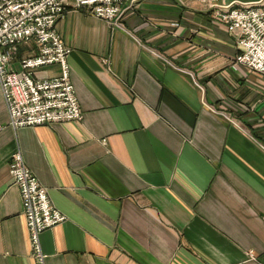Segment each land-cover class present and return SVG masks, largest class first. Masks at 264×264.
Here are the masks:
<instances>
[{"label":"crops","instance_id":"0c3cea01","mask_svg":"<svg viewBox=\"0 0 264 264\" xmlns=\"http://www.w3.org/2000/svg\"><path fill=\"white\" fill-rule=\"evenodd\" d=\"M122 11L120 27L85 9L55 24L80 121L15 129L0 89V264H36L16 152L66 217L41 234L46 264H264V76L195 0Z\"/></svg>","mask_w":264,"mask_h":264},{"label":"built area","instance_id":"2783aa9c","mask_svg":"<svg viewBox=\"0 0 264 264\" xmlns=\"http://www.w3.org/2000/svg\"><path fill=\"white\" fill-rule=\"evenodd\" d=\"M128 0H0V89L11 127H35L80 121L82 110L70 80L67 47L55 30L56 22L70 9H85L94 17L120 27L122 4ZM135 1V0H131ZM212 10L213 18L235 36L236 64L264 76V1L224 3L195 0ZM31 43L34 50L13 66L17 47ZM58 65L56 76L37 72ZM228 117V116H226ZM9 173L19 189L29 234L31 256L46 264L41 234L66 217L52 204L47 188L26 165L20 152L9 163ZM251 258L255 255L250 253Z\"/></svg>","mask_w":264,"mask_h":264},{"label":"rangeland","instance_id":"374dc122","mask_svg":"<svg viewBox=\"0 0 264 264\" xmlns=\"http://www.w3.org/2000/svg\"><path fill=\"white\" fill-rule=\"evenodd\" d=\"M227 119H228V117H227Z\"/></svg>","mask_w":264,"mask_h":264}]
</instances>
